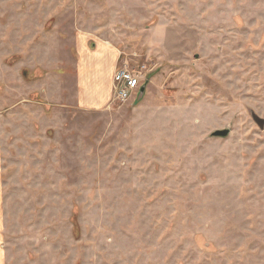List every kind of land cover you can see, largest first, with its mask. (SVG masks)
Instances as JSON below:
<instances>
[{
    "label": "rangeland",
    "instance_id": "obj_1",
    "mask_svg": "<svg viewBox=\"0 0 264 264\" xmlns=\"http://www.w3.org/2000/svg\"><path fill=\"white\" fill-rule=\"evenodd\" d=\"M78 36L143 98L76 107ZM0 66L5 264H264V0H0Z\"/></svg>",
    "mask_w": 264,
    "mask_h": 264
},
{
    "label": "crops",
    "instance_id": "obj_2",
    "mask_svg": "<svg viewBox=\"0 0 264 264\" xmlns=\"http://www.w3.org/2000/svg\"><path fill=\"white\" fill-rule=\"evenodd\" d=\"M75 47L77 48V60L75 61V106L81 110L87 111H103L106 110L111 100L113 99V79L116 65V53L111 44L100 42L96 45H93V48L90 50L88 48V43L86 39L79 37L77 40H74ZM91 46V45H90ZM24 68H28L24 66ZM2 67L0 66V79L2 77ZM44 69L43 78L37 79L43 80L47 76V72ZM56 71V70H54ZM61 71L59 70L58 74ZM64 74L66 77L67 75ZM58 80L60 86H63V78L58 75ZM19 80L23 82L19 76ZM34 82V81H33ZM22 84H20L21 86ZM23 86V85H22ZM59 95V99L53 105L57 108L63 109L65 107V93L63 90ZM38 98L45 102L41 94L38 93ZM23 99V98H22ZM65 110V109H63ZM3 122L0 117V175L2 174V155H3ZM1 176H0V264L6 263V253H5V244H4V205H3V189Z\"/></svg>",
    "mask_w": 264,
    "mask_h": 264
},
{
    "label": "built area",
    "instance_id": "obj_3",
    "mask_svg": "<svg viewBox=\"0 0 264 264\" xmlns=\"http://www.w3.org/2000/svg\"><path fill=\"white\" fill-rule=\"evenodd\" d=\"M113 101L120 104L135 102L140 89L145 85L137 75L125 66L116 68L113 79Z\"/></svg>",
    "mask_w": 264,
    "mask_h": 264
},
{
    "label": "water",
    "instance_id": "obj_4",
    "mask_svg": "<svg viewBox=\"0 0 264 264\" xmlns=\"http://www.w3.org/2000/svg\"><path fill=\"white\" fill-rule=\"evenodd\" d=\"M145 92V86H143L140 91H139V95L136 98L135 102L137 103V101L141 100V98H143L144 93ZM252 120L254 121V123L256 124L257 127H259L260 130H263L264 128V119L259 118L256 114H254L252 111L250 112ZM229 134V130L225 129V130H217L214 131L211 134V137H216V138H225L227 137Z\"/></svg>",
    "mask_w": 264,
    "mask_h": 264
}]
</instances>
